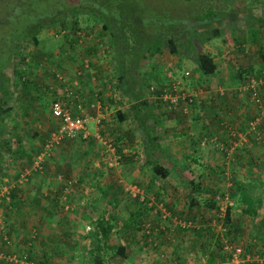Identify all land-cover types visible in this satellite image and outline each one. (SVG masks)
Listing matches in <instances>:
<instances>
[{
    "label": "rangeland",
    "instance_id": "374dc122",
    "mask_svg": "<svg viewBox=\"0 0 264 264\" xmlns=\"http://www.w3.org/2000/svg\"><path fill=\"white\" fill-rule=\"evenodd\" d=\"M76 1H80L79 6L82 7V10L80 11L81 13L77 14L79 16L78 25H80L79 36L74 35L76 31H74L73 28L69 31L68 28L64 27V24L62 23V20L64 19V16L62 14L64 13L65 17H67V11L70 12L72 8L70 5V0H0V20H3L5 18L9 19L6 24H1L0 22V42L3 41L2 43H0V45H2L0 49V60L2 55H4L6 52L8 53L7 46L11 43L7 44V40L5 39L9 35H19L20 33H26L29 30L35 31L34 25L39 24L41 20L44 21V26L41 28L37 35L38 40H40L39 47L37 46L38 43L34 44L31 39H29L27 44L23 46V62L19 67L21 68V72L23 73L19 77H24L23 80L25 82L20 84L15 81L12 85H10L13 97L18 93L20 94L19 91L22 89V86L31 87L32 90L39 87V90H43L42 86L38 84H43V78L40 77V75L52 79L55 76V73L59 72L64 74L66 78L72 77L76 80L80 79V81L84 79L92 84H94V80L99 77L103 79L104 83H106L107 80H109V82L111 83H106L105 88L103 86L100 88V90L102 91V98L105 99V102H101L106 107L105 112L111 111L109 117H106L108 118L107 122L117 125L118 128H121L122 130L137 122V118L131 115V113H133L135 109L138 108L137 106L134 107L132 106V104L125 105V110H122L124 113L126 112V117H124L122 120H119L117 114L119 110L116 108L119 103L114 102V99L108 98L107 96L108 93H112V98L113 96L117 97V100L121 102V99L119 98L121 96V93L119 92L118 75L115 69L116 62L113 60L114 50L113 48H111L112 44L109 38V34L102 29L101 21L95 18L94 15H92L95 14L92 11L97 12L98 9H105L110 13L113 12L117 18L128 16L129 13L135 14L134 9H136V15L138 16V18H140L139 22L144 23L146 29L149 30V33H153L154 31L160 32L161 30H167L171 26V19H180L182 23H186V28L188 26L190 27V25L193 24V28L195 29L193 30V34L197 36L204 34V32H207L206 30L210 31L209 28L205 27V24L211 23L210 27H212V25H219L220 23V36L214 38L212 37V39H210L209 41H205L203 43L201 42V44L199 41H196L197 46L212 54L216 58L218 66L216 68V71H214V73L210 74L208 77L202 76L201 78H199L201 73L197 70L194 61L187 56V53L185 52L183 55L177 52H171L165 42L162 43L163 45L161 46L160 51L151 58L152 64L156 66L157 74L153 75L151 67L149 68L147 66L148 68L145 73L150 80L144 85V91L145 94H148L151 99H154L153 103L150 104V106L154 107V110L157 114V117H150L147 123L150 125V128H153L155 130L156 127L158 131H160V129L163 128V126H165V124L167 123L168 132H166V136L172 137L171 143L173 145V148L169 147V145L165 146L164 149L170 152L171 156L173 157L172 161H174L175 163L174 168L170 171L171 174H169L170 177L169 179H167V181L159 179V177L157 176L149 179L148 186L154 188L156 186H164L169 189L167 191L168 194L165 195L166 197L164 196L165 198L161 195L157 196L156 198L149 197V200H153V202L157 203H153V207L155 206V208L153 211L152 207L151 215H148V217L145 218V213L142 214L141 222L140 219L136 220V223H134L133 219L129 220L131 215L128 211V204L132 203V198L134 197L129 193V195H126L127 192L125 190L119 191V193L115 195L120 197V211L118 212V214L120 215V220L112 229L110 233L111 236H109V240L113 242V245L112 247L105 248L104 250L102 246L101 248H98V245L96 246L95 238L93 236L94 230L97 228L93 230L92 226H89V224H85L84 221L81 220L83 214H80V212H78L79 207L82 204H85L86 199L80 196L78 197L79 191H76V194L74 190L81 191L82 189H84V184H86L88 188L94 186L95 188L93 191L97 190L99 192L103 187H110L111 180L113 181V186H115L119 178L120 179L118 181V187L124 189L125 185H133L134 183H138V181L135 182L136 179L147 176V174H150L152 171L144 162V152H141L142 149L140 150L141 143H138L140 144V148L139 145L130 147L129 151L134 150L131 155L132 159L130 161H121L122 157L120 156L117 158L118 162H116V165H112L113 168H110L105 164H103V166L101 167V161L100 166H98L99 163H95L97 160L94 153L95 147L89 146V141H87V143H77L76 141L74 142L73 138H66L67 140L63 139L60 143L54 144L52 146L50 156L40 162V166L38 169L39 173L42 172L45 175L49 173L50 167L55 169V171L57 172H55L53 177L58 182L57 184H55L56 188H60L62 189L61 191H63L64 187L61 184H65V187L68 191L60 192V195H58L60 196L59 202L61 203L62 210H59L58 207L50 211L40 210L38 208L32 207V205L29 204L28 208L22 207V211H18L14 215L12 210L8 209V211H5V209H3L4 205L1 204L2 200L8 202L7 200H10V197H6V195H0V224L3 223V220H5V218L15 219V217H17V220L21 221V224H19V227L16 229V231H20L18 238L23 237V241L15 244L16 247L11 250L8 256H5L4 252L0 253L1 257H4L3 263L32 264L31 262L34 260L36 263L41 264L43 261L47 262L46 255L47 253H49V255L51 256L50 259H53L55 257V259L53 260H55L54 263L56 264H97L95 262V259L99 256L102 257L103 254L108 255L109 253H111L114 250L113 247L115 246V243H125L130 247H135V253L132 254V256L130 255V258H143L144 251L142 249L144 248V241L141 242V240H143L142 235L144 233H142V227L144 228V225L146 223H149L151 227L150 234L156 237L159 236V233L161 235V232H164L165 237H167V235L171 236L168 231L176 232L178 230V232L175 233L176 235L186 234V237L189 236L188 239H186V237H184L183 239H190L191 243L196 240V244H187L185 245V247H190V250H187V254H192V256L195 255L194 258L196 260L198 259V261H196L197 264H217L219 259L210 262L208 260V257H206V254H209L208 251L211 249L212 245L215 244V239H213L211 233L214 230L216 232L218 230V233L222 236L221 238L227 242V235L225 236L227 224L223 219V216L226 208V203L230 204V201L231 203H233V199L236 197V195L231 192L233 190H228L227 188L230 182L229 176L231 173H234L235 177L237 178L233 180L237 184H239L238 178L241 171L244 170V164L240 162V160L247 155L252 156V154H248V152L253 151V147H248V149L243 151L242 144L232 146V142L229 141L227 134V128L229 130L230 126V123L228 121L229 119L220 116L218 117L217 121H214L213 118H215V115H213L210 119L211 124L216 125L217 128L219 127L222 131L208 133L206 135V139H204L205 141H207L206 143L202 144L201 148H197L196 146H194L192 140H190L189 142V145L191 147H187V145L185 147L181 146L182 149H180V147H176V141H178L177 138H179V135L174 133L173 131H170L171 125H168V123H171L172 121L171 116H176V113L183 112V110L181 109L182 107L179 104L170 105L166 101L158 100V94L154 90L159 86L154 90H151V81L153 79L158 81V75H166L168 77V74L171 73L173 76H175L177 80L176 82H179V88H183L181 91L190 92L193 90H199V94H207H204L203 97V105L206 106V109L212 108L215 105H219L220 108H227L231 105L235 106V99L240 98L242 104L244 105V108L242 106L241 112L244 111L246 115L244 114V117L241 120V127L236 126L235 129H237V131H244L243 122H246L247 119L252 117L256 112V108L251 104V101H249L250 94L246 89H244V86L248 80L247 76L251 75V71L253 72V70L256 68H249V70L247 71L245 70V68H242L245 66V64H247L249 57L248 54L251 53V51L248 53H244L243 50L247 52L248 48L250 47V42L247 41L246 44H242V42H245V39L242 36L238 35L236 37L230 33L231 28L229 27V15L235 13L238 17H240L239 13H241V9L238 7L241 5L247 6L248 10H250L251 8H256L254 15L250 13V15H248V18L246 17L247 22L260 25L264 24V17L259 18L257 16V14H259V11L264 9V3L257 2L258 0H246L247 3H244V0H234L235 2L233 4V0H230L227 5H225V3L228 2V0H72L71 2L74 3ZM203 7L212 8L208 9L205 13L202 14L203 10L206 9ZM194 13H196L195 19L193 17ZM198 13H200V15H197ZM187 15L190 16V21H188ZM219 16L223 19L220 22H216L217 19L215 20V18H220ZM148 19L149 23L146 24ZM178 27H180L181 30L180 24ZM236 29L237 30L235 31L237 32L238 27ZM188 33H190V31ZM78 41L81 42L79 43V45L76 44V42ZM237 41H240L239 44H236ZM63 42H66L65 45ZM60 43L61 45L59 47H62V51L60 50L59 52L55 53L54 51L56 50L57 45H59ZM236 45H238L239 48L241 47V50H236ZM79 46H82L83 48H76ZM51 49H53L54 51ZM233 50H235V54H233ZM63 51L66 52L62 54ZM40 52L43 53L41 54ZM240 52L242 54H240ZM89 53H96L93 57V61L92 56H85L81 59L82 55H88ZM68 54L71 57H69ZM65 56L67 57L64 58ZM124 57H127V55L125 54ZM84 58H89L87 67H85L81 62V60H83ZM40 62H42L43 64L40 65ZM93 64L95 65L93 66ZM84 68H88V70ZM91 68H93L92 73ZM185 70L189 71V74L186 75L188 77H186L184 74ZM218 70L220 71L219 73ZM219 89L222 90V93H220ZM56 91H58V89ZM108 99L109 102L107 101ZM206 99L208 101L205 102ZM225 100H227V104H224ZM262 100L264 101L263 95ZM199 103H202V101H198L197 105L192 107L187 104L185 105L186 107L184 109L187 111L191 110V112H193L195 111V108L200 107ZM247 104L250 107L249 109H246ZM38 109L39 108H37L36 110ZM30 110L33 112H31V114H27L25 116L26 118H23L21 120V123H23L27 119H30L32 123L35 120L38 123L39 120L42 121V119H47V122L51 125V122L49 121L50 115L43 116L37 114L36 110L34 109H29V111ZM39 110L43 113H46L42 108ZM89 110L91 109L88 108V110L86 111ZM131 110H133V112H131ZM161 118H164V121H160ZM56 123L57 122H53L51 128L48 127L47 130H41L38 133L35 139L43 140L44 142H42L43 144H40L38 146L37 150L32 153L33 155L30 158H34L36 154H38L43 149V146L51 131L54 130V128L57 126ZM8 124H11V122H9ZM86 124L90 130H94L93 121L89 119ZM159 125L160 127H158ZM130 129L132 130V128ZM173 129H175L174 126ZM13 131L14 130L11 129L12 133ZM15 132L20 140H24L28 136H30V132L25 130V128L23 130L17 128L15 129ZM135 133L137 134L136 137L142 136L141 130L135 131ZM129 136L130 138H134V134H131L130 131ZM246 138H248L249 140H253L256 143L262 142L261 144H264V141H259L248 133L246 135ZM187 141L188 140H186L185 142ZM108 143L109 142L106 141V144ZM87 145L90 149L92 148L91 151L88 150ZM71 146H73V148L70 149ZM122 146L127 148L129 145ZM199 150H201L202 152H199ZM207 150H209V153L211 152L210 156L213 154L217 159L213 164L209 166V169L204 168L203 164H200L199 167L198 164L194 163V158L191 159V156H194L197 151L198 153L205 155ZM175 151L177 152L175 153ZM181 151H185L183 155L190 161L180 162L178 159H176V156H178L177 153ZM117 154L119 153H116V155ZM232 157H234L233 159H236L234 162H231ZM85 158H88L89 161L86 162ZM49 160H51V162L55 160V163H51L49 162ZM193 160L194 162H192ZM192 163H194L195 165H192ZM30 165L31 164L23 163V166L21 168L29 167ZM251 165L252 164H248L246 166ZM199 169H202L203 172L209 170V172L213 174V177L210 178L212 179V181L209 179L210 182L206 183L210 185L211 189H215V191L218 193L216 194V196L214 195V202L216 204H220V209L218 210H216L215 208L209 209L210 205H206L205 200L203 199L204 196H207L205 195L207 194L206 190L198 192L190 191V186L187 179L190 176L195 175ZM66 171L68 172L67 174H69V176L66 174ZM35 172L36 171H34L33 169L26 180L29 179V176L31 174L34 175ZM78 172L82 174L83 180L78 179ZM232 178L230 180H232ZM26 180H24L23 182H19V184L23 185L27 182ZM123 182L128 183H125L123 185ZM139 183L142 184L141 182ZM213 183H215L217 187L213 186ZM208 184H206L207 187ZM140 187L143 188V186ZM233 188L238 189L236 188V184H234ZM70 192L74 193L70 195L68 194ZM61 196H64L65 198ZM83 196L87 198L89 197L87 195ZM94 196L96 198L102 197V195L100 194H95L90 197ZM28 199H30V197ZM10 202L13 201L10 200ZM66 203H68V208H64V204ZM238 203L240 202L237 198L235 199V204ZM44 208H46V206ZM98 208H100V206ZM235 209H237L235 205H233V207L230 209V224L234 227L236 224L239 227L238 229L236 227L235 228L237 230V233L240 235V239L242 242L241 244L244 245L246 244L245 234L247 229L251 226H254L249 231V233H247V236H256L254 229L257 226L261 227L264 224L260 223L259 225L258 222L260 221V219L257 221L255 220V217L260 218V211H258V215L254 213L253 216V214H250V212L249 214H246L245 212L240 211V209ZM163 210L167 212V217L165 218H163L161 215ZM172 210H174L173 214L177 215L178 217L171 213ZM179 217L182 218V220H190V225L184 227L170 225L171 221L173 222ZM81 222L83 223L80 224ZM240 222L243 223L242 226ZM166 223L168 224V227H164ZM66 224L70 225L66 226ZM77 236L79 237L77 238ZM261 236H263L264 238L263 230H260V235L257 240H260ZM214 238H216L217 240L218 236L216 235ZM85 242H87V244ZM230 245L231 243L227 242L226 248L229 250L231 249ZM255 250L258 251V249ZM52 251L55 254L54 256L51 255ZM261 251L264 252V248ZM25 253H27V255H25V257H23L22 255L21 258L23 259V263H21L22 259L19 258L21 254ZM258 257V259H261L262 257L264 258V255L259 253ZM102 258L105 259L107 257L103 256ZM127 258L125 259L124 264H127ZM194 258L192 257V259ZM258 259L256 257L253 258V260L259 261ZM203 261H205V263ZM225 261V263L222 262L221 264H235L234 261L233 263L230 260V257ZM249 263L256 264V262L251 263L250 261H244V264Z\"/></svg>",
    "mask_w": 264,
    "mask_h": 264
},
{
    "label": "crops",
    "instance_id": "0c3cea01",
    "mask_svg": "<svg viewBox=\"0 0 264 264\" xmlns=\"http://www.w3.org/2000/svg\"><path fill=\"white\" fill-rule=\"evenodd\" d=\"M229 2L230 0H228V3ZM234 2L235 1L233 0L232 4ZM243 2L247 3L246 0H244ZM257 2L264 3L263 0H258ZM238 8L241 9V13H239L240 17H238L237 14L235 13L230 14L231 18H233V19H230V23H229V27L231 28L230 33L236 37L238 35L242 36L245 39V42H242V44H246L247 41L250 42L249 46L250 48H252L250 50L251 53L248 54L249 57H248L247 64H245V66L242 68H245L246 71L249 70V68L251 69L253 67L257 69L260 66H262V64L264 63V24L260 25L256 23L247 22L246 17L248 18V15H250V13L254 15L256 8H251L250 10H248V7L244 5L243 6L241 5ZM257 16L259 18L264 17V9L259 11V14H257ZM237 27H238V31H237L238 33L235 31L237 30L236 29ZM239 42L240 41H237L236 44L237 43L239 44ZM63 43L65 45L66 42H63ZM79 43L81 42L80 41L76 42L77 45H79ZM60 45L61 43L57 45V48L55 51L53 49L51 50H53L55 53L59 52L62 48V47H59ZM37 46L39 47V42ZM80 47L83 48L82 46H79L76 48H80ZM237 49L241 50V47L239 48L238 45H236V50ZM65 52L66 51H63L62 54H64ZM40 53L42 54L43 52H40ZM95 54L96 53H89L88 55H82L81 59L85 56H90V57L92 56V61H93V57L95 56ZM233 54H235V50H233ZM240 54L242 53L240 52ZM68 56L71 57L69 54ZM66 57L67 56H65L64 58ZM81 62L84 64V59L81 60ZM39 64L42 65L43 63L40 62ZM94 65L95 64H93V66ZM84 66L87 67L85 64ZM88 68H84V69L88 70ZM91 69H92L91 71L92 73L93 68ZM219 72L220 71L218 70V73ZM40 77L43 78V84L41 83H38V84L42 86L43 90H39V87L37 89L32 90L31 87H23V86L21 87L20 86L22 88L19 91L20 94L18 93L14 97L12 96V93L10 94L12 110L9 116L7 117V121H9L11 117L12 121H14L15 124H18L17 121H19L20 124H18V129L23 130L25 128V130L30 132L29 133L30 136H28L24 140L22 139L17 140L18 139L17 134L15 137L13 136L11 137L8 130H7V135H6L10 137L8 138V141H9L11 150L21 147V149L18 150L17 152L14 151L10 154L5 153L6 162L7 160L10 161V159H12L13 163H16V166L14 165L10 169L3 167V169L0 171L1 188L5 186L6 184L11 186V184L14 183V185L11 187L12 189H14L12 191H16L17 196L20 197V200L15 201L14 203L10 202L11 198L10 200H7L8 202H6L5 200H2L1 202V204L4 205L3 209H5V211H8V209L12 210L14 215L15 213H17V210H20L21 212L22 207L28 208L29 204H31L32 207L38 208L40 210L50 211V210L56 209V207H58L59 210H62L61 203L59 202L60 196L58 195H60V192H63V191L67 192L68 190L65 187V184H61L64 187L63 191H61L62 189L60 188L59 189L56 188L55 184H57L58 182L53 177L55 172H57L55 171V169L50 167L49 173L47 175H45L42 172L39 173L38 171H36L34 175L31 174L29 176V179L26 180L27 182L24 183L23 185L22 184L20 185L17 182V176H18V173L21 171V167L23 166V163L24 164L27 163L28 160H30V157L32 156L31 153H34L37 150L38 146L40 144H43L42 142H44L43 140L35 139L38 133L41 130H47L48 127L51 128L53 122H57L56 124L58 126V119L54 117L51 113L50 103L53 98H55L56 96H60L64 93L65 85L71 86L75 93L74 97H71L68 99L70 102L72 111L75 113H81V114L86 115V121H85V126L83 130H81L74 137H67V139L73 138L74 142L76 141L77 143L78 142L87 143V141H89V146L95 147L94 153L97 159L95 163H99L98 166H100V161H101V167L103 166V164H105L106 166L113 168L112 165L113 166L116 165V162H118L117 158L120 156L122 157L121 161H125V160L130 161L132 159L131 155L134 152V150L129 151L130 147L139 145V148H140V144L138 143H141V139H142V136L136 137L137 134L135 133V131H139V129L136 130L135 128L136 126L132 127V130L130 131L131 134H134L133 136L134 138H130L129 131L127 129L124 128L122 130L121 128H118L117 125L107 122L108 118L106 117H109V114L111 113V111L105 112L106 107L105 105L101 103L102 101L105 102V99L102 98V91L100 90V88L102 86L105 88L106 87L105 84L110 83L109 80H107V82L104 83L102 78L97 77L96 80H94L93 82L94 84H92L84 79L80 81V79L76 80L70 77L68 78V81L63 82L65 83L63 84L60 81H58L55 77H53L54 79L44 77L43 75H40ZM23 79L24 77L15 79V81L21 84L25 82ZM57 89L58 91H56ZM119 92L121 93L120 87H119ZM262 92H264V89L261 90V93ZM204 94L207 95L206 93H202L199 95V97H197V102L202 101V103H199L200 107L195 108V111L191 112L190 110L186 112V110L184 109L183 112L176 113V116H171L172 121L171 123H168V125H171L170 131H173L174 133L179 135L178 136L179 138H177L178 141H176V144H177L176 147H180V149H182L181 146H183L184 144L185 145L183 147H185L186 143H189L190 140L193 141L194 146H196L197 148H201L202 144L206 143L207 141V140L205 141L204 139H206V135L208 133L210 132L215 133L216 131H219V132L222 131L219 127L217 128L216 125L211 124L210 119L212 118L213 115H215V118H213L214 121H217L218 117L223 116L224 118L229 119L228 120L230 123L229 127L231 128L234 127V129L236 126L241 127V124H242L241 120L244 117V114L246 115V113L244 111L241 112L242 106L244 108V105L242 104V101L240 98L235 99V102L237 103V104L235 103V106L231 105V106H228L227 108H223V107L220 108L219 105H215L212 108L206 109V106L203 105ZM262 95L264 97V93H262ZM107 96L108 98L114 99V102L119 103L118 105L116 104L117 105L116 108L121 109V110L122 109L125 110V105H129L133 101V100L127 101L125 97L123 98V94H121V96L119 97L121 99L120 100L121 102L117 100V97L113 96L112 98V93L111 94L108 93ZM149 97L148 99H150ZM107 101L109 102V99ZM206 101L208 100L206 99L205 102ZM92 103H96V105H91ZM152 103L153 102H151L150 104ZM224 104H227V100L224 101ZM195 105L196 103L194 102L190 106L192 107ZM37 108L39 109L42 108L46 113H43L39 109L36 110ZM88 108H90L91 110L86 111L88 110ZM249 108L250 107L247 104L246 109H249ZM29 109H34L36 110L37 114H40L43 116L50 115L49 121L51 122V125L47 122V119L45 120L42 119V121L39 120L38 123L36 120L32 123L30 119H27L23 123H21V120L23 118H26L25 116L27 114L29 113L31 114V112H33L31 110L29 111ZM131 112H133V110H131ZM155 114H156V111H155ZM131 115L135 116V113L133 112L131 113ZM156 117H157V114H156ZM89 119L93 121V126H94L93 131L90 130L86 124ZM149 119L150 118H147V117L143 119L146 129L153 132L155 135L158 136V141L163 147L170 145L169 147L173 148V145L171 143L172 137L166 136L167 135L166 132H168L167 123L165 122L166 123L165 126H163V128H161L160 131H158L156 127L154 130L153 128H150V125L148 123H146ZM163 119L164 118H161L160 121L161 120L164 121ZM131 125H135V123ZM173 126L175 127V129H178V130L173 129ZM158 127H160V125ZM245 127H246V122H243L244 130H245ZM227 131L228 133H230V130H228V128H227ZM188 134H191V135H188ZM189 137H192V138H190L188 142H185L186 140H188ZM63 139H66V138H63ZM228 139L229 141L231 140L230 135L228 136ZM106 141H108L109 143L106 144ZM261 143L262 142L256 143L253 140H249L247 138V141H245L242 144L243 151L248 149V147H251V146L253 147V151L248 152V154H252V156L247 155L240 160V162L244 164V170L241 171L240 176L238 178L239 184L236 183V188L238 189L233 188L234 182H235L233 179L237 178L235 177L234 173L230 174L231 178L232 177L233 178L232 180H230L231 178L229 176L230 182L229 184L227 183L229 185L227 187L228 190L230 189L233 190L231 192H233L236 195V197L233 199L234 202L232 204L235 205L237 209H240V211H243L246 214H249L248 213L249 208L250 210H256L257 215H258V211L261 212L259 216L260 218L255 217L256 221L260 219V221L258 222L259 225L260 223L264 224V144H261ZM122 145H127V146L129 145V146L125 148ZM71 148H73V146H71L70 149ZM91 149L88 147L89 151H91ZM24 151L25 153L21 154ZM176 152L177 151H175V153ZM199 152H202V151L199 150ZM116 153H119V154L116 155ZM183 153H185V151L178 152L177 153L178 156H176V159H178L180 162L190 161L185 158ZM210 153H209V150H207L206 154L202 155L198 153L197 151V153L194 155L195 158L196 157L197 158L195 159V162L194 160L193 162L195 164H198L199 167H200V164H203L204 168L209 169V166L217 160L213 154L210 156ZM233 158L234 157H232L231 162H234L236 160ZM85 159H86V162L89 161L88 158H85ZM49 162H51V160H49ZM51 163H55V160H53ZM248 164H252V165L246 166ZM67 173L68 172L66 171V174ZM67 175L69 176V174ZM212 175L213 174H211L209 170L203 172L202 169H199L198 172L193 176H194V179L203 178L205 182H210L209 179L213 177ZM169 177L160 178V179L167 181ZM150 178H152V172L150 174H147V176L136 179L135 182L138 181V183H134L133 185H125L124 189H121L118 187V181L120 179L119 178L115 186H113V181L111 180L110 182L111 186L108 188H104V187L101 188L100 189L101 192L100 191L98 192L97 190L93 191L95 187L91 186L88 188L86 184H84V189H82L81 191L74 190L75 193L76 191H79L78 197L80 196L86 199L85 204H82L78 209V212H80V214H83L81 217L82 218L81 220H83L85 224H89V226H92L95 229L99 227L97 224L99 218H102L104 220L111 222L112 229H113L114 226L120 220V215L118 214V212L120 211V208H119L120 197L116 196L115 194H118L119 191L121 190L122 191L125 190L127 192L126 195L130 194L131 196L134 197V198L131 197L133 199L132 203L128 204V209H129L128 211L131 215L129 220L134 219V215L136 214L137 211H140V210H144L145 218H147L148 215H151L153 205L157 204L156 202H153V200H149V197L156 198L157 196H160V195L164 197L166 194H168L167 191L169 190L168 188L164 186L163 187L156 186L155 188L148 186ZM217 178H220V177H217ZM78 179L83 180V176L80 172H78ZM210 180L212 181V179ZM139 182H141L143 185L140 184ZM125 183H128V182H123V185ZM137 184H139L140 186H143V188H141ZM133 186H135L136 188H139L138 193L140 197L139 196L137 197L136 192L132 190ZM213 186L217 187L215 183H213ZM74 192H70L68 194L72 195ZM95 194H100L102 195V197H99V198L98 197L96 198L95 196L90 197ZM207 194H209L208 191H207ZM83 195H87L89 197L87 198V197H84ZM28 196L30 197V199H28L29 198ZM61 197L65 198L64 196H61ZM237 198L240 203L235 204V199ZM230 204H231V201H230ZM45 206L46 208H44ZM99 206L100 208H98ZM64 208H68V203L64 204ZM154 208L155 206L153 207V211H154ZM3 223L0 224V253L4 252L5 256H8L11 250H13V248L16 247L15 244L23 241V237L18 238L20 231L19 230L16 231V229L19 227V224H21V221L17 220V217H15V219L5 218V220H3ZM82 223L83 222H81L80 224ZM171 223L172 222H170V225H172ZM240 224L241 226L243 225L242 222H240ZM69 225L66 224V226H69ZM164 227H168V224L166 223ZM252 227L254 226H251L250 228H248L245 234V243L247 244V246L245 248L244 253L242 254L243 256L242 258H246V259H248L249 257H251L252 259L255 257L259 258L258 257L259 253L264 255V252L261 251L264 248L263 236L260 237V240L258 239L259 241L257 240V238L260 235V230L264 231V225H262L261 227L257 226L254 229L256 236L254 235L247 236V233H249ZM6 232H9V233H6ZM176 232H178V230ZM176 232L168 231V233L171 236L167 235V237L164 236L165 235L164 232H161V235L159 233L158 237L144 233L142 235L143 240H141V242L144 241V248L142 249L144 251V254H143L144 257L143 258L139 257L138 259L130 258L132 254L135 253L134 251L135 247L132 246L133 248L132 254L131 256L130 255L128 256L127 258L128 260L126 261V263L127 264H192L198 261V259L196 260L194 258L195 255L192 256V254L191 255L187 254L188 252L187 250H190V247L188 248L185 247V245L187 244L188 245L190 244L194 245V243L196 244V240H194V242L191 243L190 239L189 240L183 239L184 237H186V234L176 235L175 234ZM8 237H10L11 239ZM78 237L79 236H77V238ZM188 237L189 236H187L186 239H188ZM85 243L87 244V242ZM255 249H258V251H256ZM22 255L23 254H21V256ZM51 255L52 256L55 255L53 251L51 252ZM21 256H20V259H22ZM46 256H47L46 257L47 262L43 261L41 264H56L54 263L55 260H53L55 259V257L53 259H50L51 256L49 255V253H47ZM103 256L108 257L106 254L105 255L103 254L102 257ZM192 257L195 260L192 259ZM206 257H209V254H206ZM3 260H4V257L3 256L1 257L0 255V264H4ZM230 260L233 262V260L231 259V254H230ZM22 261L23 259L21 260V263H23ZM244 261L246 260H243L235 264H239V263L244 264ZM203 262L205 263V261ZM222 262L225 263L226 261L223 259V260H220V262L218 261L217 264H221ZM259 262L264 264V258L262 257L261 259H259ZM31 263L39 264V263H36L34 260Z\"/></svg>",
    "mask_w": 264,
    "mask_h": 264
},
{
    "label": "trees",
    "instance_id": "16d2710c",
    "mask_svg": "<svg viewBox=\"0 0 264 264\" xmlns=\"http://www.w3.org/2000/svg\"><path fill=\"white\" fill-rule=\"evenodd\" d=\"M71 1L72 0H70L72 11L71 10L70 12L67 11L68 14L67 17H65L64 13L62 14L64 16L62 23L64 24L63 26L67 27L69 31L73 28V30L76 31L74 35L79 36L80 33L78 32L80 30L79 28L80 25H78L79 16L77 14L81 13L80 11L82 10V7L79 6L80 1H76L74 3H72ZM227 3L228 2H226L225 5ZM211 8L212 7H208L204 9L202 14ZM134 10H135V14L129 13L128 16H123L120 18H117L113 12L111 13L107 12L105 9H98L97 12L92 11L95 13L92 15H94L95 18L101 21L102 29L109 34V38L112 44L111 48H113L114 50L113 60L116 62L115 69L118 75V81H119L118 84L121 90V94H123V98L125 97L127 101L133 100L131 103L132 106L138 107L134 111L135 117L137 118V122H135V125H130L125 129L131 131L130 128L137 126L135 127L136 130L138 129L141 130V135H142L141 149L144 152L143 154L144 162L151 169L152 177L157 176L160 179V178L169 177V174L171 173L170 171L174 168L175 163L174 161H172L173 157L171 156L170 152L164 149V147L158 141V136L155 135L153 132L147 130L145 127V123L143 120L144 118L156 117L154 107L149 105L151 102L154 101V99H151L148 96V94H145L144 91V85L146 84V82L148 83L150 80L149 77H147L145 71L147 70L148 67L149 68L151 67L153 71V75L157 74L156 66L152 64L151 58L157 52L160 51L161 46L163 45L162 43L165 42L168 45L169 50L171 52H177L183 55L185 52L187 53V56L194 61L197 70L200 71L201 73L199 78H201L202 76L208 77L210 74L216 71L218 64L216 58L212 54L206 52L205 50L201 49L199 46L196 45L197 44L196 41H199L201 44V42L203 43L205 41H209L210 39H212V37L214 38L220 36L221 27H220V23L219 25L214 24L212 25V27H210L211 23L205 24V27L209 28L210 31L206 30L207 32H204V34L197 36L193 34V30H195L193 28V24H191L190 27L188 26L186 28L185 25L186 23L185 24L182 23L180 19L177 20L171 19L170 22L171 26L167 30H161L160 32L154 31L153 33L152 32L149 33V30L146 29L144 23L139 22L140 18H138V16L136 15L137 10L136 9ZM195 14L196 13L193 14L194 19L196 18ZM197 15H200V13H198ZM187 16H188V21H190V16L189 15ZM222 19L223 18L221 17L215 18L216 22L218 21L220 22ZM229 19H231V16ZM8 20L9 19L5 18L3 20H0V22L1 24H6ZM147 23H149V19L146 22V24ZM179 24L181 26V30L180 27H178ZM43 26H44V21L41 20L39 24L34 25L35 31L29 30L26 33L25 32L20 33L19 35L11 34L5 39L7 40V44L10 43L11 44L7 46L8 53L6 52L4 55H2L0 60V171L3 169V167L10 169L12 166L14 165L16 166V163H13L12 159H10V161L7 160L6 162L5 153L10 154L14 151L17 152L18 150L21 149V147H18L16 149L11 150L8 141V138L10 137L6 136L8 130L11 137L12 136L15 137L16 136L15 129L18 128V124H15L14 121H12V118L11 120L7 121V117L9 116L12 110L10 85H12L15 82V79L21 78L19 76L23 73L21 72V68H19L21 63L23 62V55H22L23 46L27 44L29 39H31L34 44H37L39 42L37 35ZM189 31L190 33H188ZM1 47L2 45H0V49ZM250 50L251 48L249 47L247 52H245V50H243V52L248 53L250 52ZM125 54L127 55V57H124ZM263 68H264V63L259 68L254 70L252 69L253 72L251 71L250 74L258 75ZM186 75L187 74H185V76ZM251 75H248L247 78L249 79ZM157 78L158 81L153 79L151 82L155 83V85L159 82L155 86V88H157L158 86L159 87L157 89L154 88L155 90L153 89L158 94V100L164 101L163 98L160 96V93L162 92V88L164 86L167 87V91H171L172 93L177 92V90L174 89L172 90V84L176 80L175 76H173L172 74L168 75V77L166 75L163 76L158 75ZM182 89H179V92H183L181 91ZM188 92L189 91H185L184 93H188ZM199 95L200 94L192 95L191 100L180 96L177 102L172 104H179L182 107L181 109L184 111V107L187 104L191 105L195 102L197 105V97H199ZM148 97L150 99H148ZM249 101L251 100L249 99ZM118 110L119 111L117 112V114L119 120H122L124 117H126V112L124 113L123 110L121 109ZM9 122H11V124H8ZM11 129L14 130L13 133L11 132ZM190 138L192 137H189L188 141ZM17 140H20L19 137ZM186 145L187 147H191L189 143H186ZM24 153L25 151L22 152L21 154ZM193 158L195 160L197 157L195 158L194 156H191V159ZM33 159L34 158L32 159L30 158L27 164H31ZM23 168H21V170ZM187 181L190 186V191L198 192V191L206 190L209 192V194H207V196H204L203 198L205 200L206 205H210L209 209L210 208H215L216 210L220 209V204H216L214 202L215 199L214 195L216 196V194L218 193L215 191V189H211L210 185L204 182L205 180L203 178L194 179V176H190L187 179ZM206 184H208V187L206 186ZM234 184H236V182H234ZM12 190L14 189L12 188L10 189L11 200L13 202L20 200V197L17 196L16 191H12ZM232 205H233L232 203L231 204L226 203L223 219L227 224V228L225 231V236L227 235V242L231 243V245L235 247L239 245L241 246L242 242L240 239V235L237 233L236 230V228L238 229L239 227L235 224L236 227L235 228L233 225L230 224L231 221L230 209ZM18 211L20 210H17V212ZM173 212L174 210L171 211L172 214ZM249 212L250 214L254 215V213H256V210H250L249 208ZM144 213H145L144 210L137 211L136 214L134 215V219H133L134 223H136V220L138 219H140L141 222V216ZM175 216L178 217L177 215ZM97 224L99 227H97V229L95 230L93 228L94 230L93 236L95 238L96 246L98 245V248H101L102 246L103 250L105 248L112 247L113 242L109 240V236H111L110 233L112 231V223L102 218H99ZM142 229L143 231H145V228L142 227ZM211 234L213 236V239H215L214 242L215 244L212 245L211 249L208 251L209 252L208 260L210 262L215 261L216 259H219V261L223 259L226 260L227 258L230 257L229 254L230 251L226 248L227 242L221 238L222 236L218 233V230L217 232L214 230ZM216 235L218 236L217 240L216 238H214ZM246 246L247 244L242 245L243 253L245 251ZM113 248L114 250L112 251V253H109L107 255L108 256L107 258L104 259L99 256L98 258L95 259V262L97 264H124L125 259L129 255H131L133 251V248L125 243H115V246ZM244 260H246L245 262L250 261L251 263L256 262V264H262V263H258L259 261L257 260H253L251 257H249L248 259L244 258Z\"/></svg>",
    "mask_w": 264,
    "mask_h": 264
},
{
    "label": "built area",
    "instance_id": "2783aa9c",
    "mask_svg": "<svg viewBox=\"0 0 264 264\" xmlns=\"http://www.w3.org/2000/svg\"><path fill=\"white\" fill-rule=\"evenodd\" d=\"M80 33V32H78ZM89 58H84V64L88 66ZM185 74H189L188 70L184 71ZM169 73L168 75H170ZM55 78L60 81L61 83L68 81V77L66 78L64 74L56 72ZM174 81L172 84V90H177V92L172 93L171 91H167V87L164 86L162 88V92L160 93V96L163 98L164 101L168 102L170 105L172 103L177 102L180 96L184 98H188L191 100L192 95H198L200 93L199 90H193L188 93L179 92V86L178 83ZM65 84V83H63ZM155 88V83L151 84V90ZM64 93L60 96H56L51 100L50 103V109L51 113L54 117L58 118V126L51 131L49 137L47 138L43 149L36 154L34 157L31 165L29 167H24L18 174L17 182H23L28 178V175L31 173V171L34 169V171H38L40 162L47 159L50 156L51 148L54 144L59 143L63 138L67 137H74L77 135L81 130H83L85 126L86 121V115L81 113H75L72 111L69 98L74 97L75 93L71 86L64 87ZM244 89L249 91L250 94V100L251 104L256 108V112L252 117L247 119L246 121V127L244 131H237L234 128L229 127L230 130V137H231V145L236 146L238 144H243L245 141H247L246 135L247 133L250 134L252 137H255L259 141H264L263 131H264V101L262 100V94L261 90L264 89V68L259 72L258 75H252L247 80ZM220 93H222V90H220ZM91 105H96V103H92ZM78 107V106H77ZM80 107V105H79ZM78 107V108H79ZM186 107V106H185ZM184 107V108H185ZM14 185V183L9 186L8 184L3 186L0 190V195H6L8 197L11 187ZM132 190L136 192V194L139 192V188H136L133 186ZM140 197V196H139ZM162 217H167V212L163 210ZM191 221L182 218L175 219L172 222L173 226H188L190 225ZM145 232H150V225L149 223H146L144 225ZM230 245L231 252V259L235 262H241L244 260L242 258L243 249L241 246H235L233 247ZM27 255L26 253L23 254V257ZM193 264H197L194 262Z\"/></svg>",
    "mask_w": 264,
    "mask_h": 264
},
{
    "label": "clouds",
    "instance_id": "9594fccd",
    "mask_svg": "<svg viewBox=\"0 0 264 264\" xmlns=\"http://www.w3.org/2000/svg\"><path fill=\"white\" fill-rule=\"evenodd\" d=\"M54 77H55V76H54ZM57 119H58V118H57ZM58 121H59V120H58ZM58 123H59V122H58ZM228 134H229V133H228ZM229 135H230V134H229ZM229 135H228V136H229ZM230 141H231V140H230ZM6 185H7V184H6ZM136 196H137V197L140 196L139 193H137ZM8 197H10V192H9ZM143 232L146 233L145 231H143ZM148 234H150V232H149ZM150 235H152V234H150ZM228 250H229V249H228ZM229 251H230V250H229ZM230 252H231V251H230ZM196 263H197V262H196ZM192 264H193V263H192Z\"/></svg>",
    "mask_w": 264,
    "mask_h": 264
}]
</instances>
